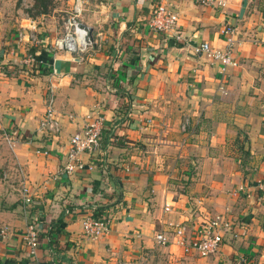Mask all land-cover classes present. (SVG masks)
<instances>
[{
    "label": "crops",
    "instance_id": "obj_1",
    "mask_svg": "<svg viewBox=\"0 0 264 264\" xmlns=\"http://www.w3.org/2000/svg\"><path fill=\"white\" fill-rule=\"evenodd\" d=\"M157 2L85 0L80 20L95 42L72 54L47 49L61 33L51 16L37 24L39 44L18 40L27 21L0 0V128L31 196L5 211L0 264H264V206L253 186L264 181V0H169L180 38L148 27ZM223 25L233 29L235 65L220 73L192 50L222 48ZM51 87L56 135L38 125ZM88 113L103 124L99 150L62 173ZM97 208L108 231L91 239L81 222ZM217 213L231 225L216 252L182 251L172 227L190 238ZM29 222L32 251L22 239ZM155 232L168 242L157 245Z\"/></svg>",
    "mask_w": 264,
    "mask_h": 264
},
{
    "label": "built area",
    "instance_id": "obj_2",
    "mask_svg": "<svg viewBox=\"0 0 264 264\" xmlns=\"http://www.w3.org/2000/svg\"><path fill=\"white\" fill-rule=\"evenodd\" d=\"M33 1L20 0L19 8L23 15L22 17L26 19L27 23L26 26L20 27L17 31L18 40H26L30 45L41 42V38L38 36L37 22L27 12ZM196 2L201 5L213 4L216 6H223L225 3L224 0H196ZM84 4L85 0H74L69 8L68 15L62 21L61 33L47 48L49 51H66L72 54H81L92 48L95 39L92 37L91 32H89L90 28L80 20ZM147 25L153 31L180 38L177 32V13L171 8L169 0H158L147 20ZM232 30V27L229 25H223L219 30L224 38V46L222 48L211 46L207 42H201L193 47L192 53L194 55H202L206 63L216 64L218 71L223 73L227 67L235 65L231 57V50L233 49ZM25 63L28 65L27 67L30 71L36 69L31 54L25 57ZM220 90L223 92V88L220 87ZM52 91L51 87L46 95L44 111L38 125L39 130L56 135L60 132L61 125L54 114ZM84 119V128L69 138V148L65 156V162L60 170L62 173H71L77 169H83L78 155L81 153L91 155L99 150V140L103 129L101 118L88 113L84 115ZM185 127L186 121H182L180 125L181 130H184ZM7 140L11 143L10 138L7 137ZM20 177V200L23 205L29 206L31 201L30 192L23 173ZM253 186L256 191H259L257 203L264 206V181L258 180ZM246 189V186L242 184L238 185L235 191L241 192ZM164 209L168 210L167 205L164 206ZM108 222L109 218L105 213L87 215L83 219V222H81L82 233L91 239L101 237L108 231ZM230 225L231 223L228 222L225 215L217 213L215 216L205 219L198 224L190 238L185 237V229L182 224H176L172 227V235L175 243L182 247V251L193 250L200 257H205L216 252L222 233L229 230ZM6 231V226L1 227L0 236H3ZM153 238L155 243L160 246L168 242L167 236L163 232H155ZM22 239L31 251L34 250L37 242V230L33 222L25 225Z\"/></svg>",
    "mask_w": 264,
    "mask_h": 264
},
{
    "label": "rangeland",
    "instance_id": "obj_3",
    "mask_svg": "<svg viewBox=\"0 0 264 264\" xmlns=\"http://www.w3.org/2000/svg\"><path fill=\"white\" fill-rule=\"evenodd\" d=\"M71 3L72 0H52L45 13H36L32 8V4L27 12L31 18L39 22L37 24H40V26L48 16L53 17L57 25L61 26L62 21L68 15ZM19 6L20 0H11V13H13V16H23ZM8 134L9 132L6 131L5 127L0 128V228L6 226L4 224L8 217L5 211L10 209V206L16 203L18 198L20 199L19 179L22 173L15 165L11 145L7 140Z\"/></svg>",
    "mask_w": 264,
    "mask_h": 264
},
{
    "label": "trees",
    "instance_id": "obj_4",
    "mask_svg": "<svg viewBox=\"0 0 264 264\" xmlns=\"http://www.w3.org/2000/svg\"><path fill=\"white\" fill-rule=\"evenodd\" d=\"M52 2V0H34L32 8L36 11V13H45L48 10L49 4ZM30 52L32 53L33 51L30 49ZM35 69H32L31 72H33ZM243 142H246V139L243 137L242 138ZM100 208L96 209L95 215H98L101 213Z\"/></svg>",
    "mask_w": 264,
    "mask_h": 264
},
{
    "label": "water",
    "instance_id": "obj_5",
    "mask_svg": "<svg viewBox=\"0 0 264 264\" xmlns=\"http://www.w3.org/2000/svg\"><path fill=\"white\" fill-rule=\"evenodd\" d=\"M83 25V24H82ZM89 32H90V30H89ZM118 197H119V195H118Z\"/></svg>",
    "mask_w": 264,
    "mask_h": 264
}]
</instances>
